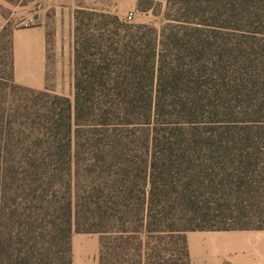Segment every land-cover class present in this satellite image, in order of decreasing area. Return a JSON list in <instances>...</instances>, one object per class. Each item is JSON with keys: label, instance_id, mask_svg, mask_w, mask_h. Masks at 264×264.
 <instances>
[{"label": "trees", "instance_id": "1", "mask_svg": "<svg viewBox=\"0 0 264 264\" xmlns=\"http://www.w3.org/2000/svg\"><path fill=\"white\" fill-rule=\"evenodd\" d=\"M74 5L71 97L16 83L0 26V264H71L74 232L97 264H189L187 230L264 214V0Z\"/></svg>", "mask_w": 264, "mask_h": 264}, {"label": "crops", "instance_id": "2", "mask_svg": "<svg viewBox=\"0 0 264 264\" xmlns=\"http://www.w3.org/2000/svg\"><path fill=\"white\" fill-rule=\"evenodd\" d=\"M41 2L46 8H53V40L71 44L74 1ZM134 6L135 0H119L115 11H127ZM64 17L65 23L61 25ZM34 19L33 23L11 28L12 77L20 85L40 89L44 83L47 44L42 16ZM4 21L0 15V26ZM185 240L189 264H264V227L191 229L185 232ZM70 243L71 264H97L95 233L74 232Z\"/></svg>", "mask_w": 264, "mask_h": 264}, {"label": "rangeland", "instance_id": "3", "mask_svg": "<svg viewBox=\"0 0 264 264\" xmlns=\"http://www.w3.org/2000/svg\"><path fill=\"white\" fill-rule=\"evenodd\" d=\"M74 4H83L93 6L98 9L111 8L118 16L122 18V15L126 11H115V5L119 0H73ZM125 2V0H123ZM136 1V0H135ZM140 3L146 5V1L140 0ZM149 8H136L134 6V13L132 22H144L151 23L158 27L162 21V12L164 9V0H149ZM0 15L5 19L4 24L11 29L17 25H27L35 22L34 18L42 16L44 21L45 30L51 31L49 34V42L46 48V67L44 71V83L43 86L50 92L64 94L71 97L72 87V42L66 44L61 40L59 43L57 40H53V8L45 7L41 0H0ZM67 19V14H65ZM30 19H29V18ZM62 23H65V17L62 19ZM69 25L65 27L67 29ZM61 30L64 28L61 26ZM71 35H72V21H71ZM48 38V39H49ZM72 38V37H71ZM2 45V44H1ZM4 47V46H3ZM0 53H4L1 49ZM208 226H225V227H239V226H256L264 225V214L255 213L242 217L228 218L222 221L211 220L205 222ZM92 233V232H86ZM96 234V233H95ZM97 235V234H96Z\"/></svg>", "mask_w": 264, "mask_h": 264}, {"label": "built area", "instance_id": "4", "mask_svg": "<svg viewBox=\"0 0 264 264\" xmlns=\"http://www.w3.org/2000/svg\"><path fill=\"white\" fill-rule=\"evenodd\" d=\"M134 14V9H128L123 15L122 19L130 21Z\"/></svg>", "mask_w": 264, "mask_h": 264}]
</instances>
